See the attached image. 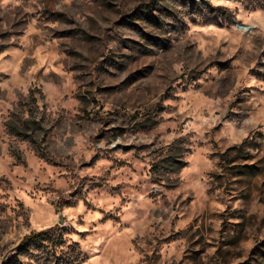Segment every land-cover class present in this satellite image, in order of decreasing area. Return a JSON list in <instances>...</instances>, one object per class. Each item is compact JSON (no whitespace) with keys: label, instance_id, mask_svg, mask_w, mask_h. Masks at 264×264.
Masks as SVG:
<instances>
[{"label":"rangeland","instance_id":"rangeland-1","mask_svg":"<svg viewBox=\"0 0 264 264\" xmlns=\"http://www.w3.org/2000/svg\"><path fill=\"white\" fill-rule=\"evenodd\" d=\"M259 250L264 0H0V264Z\"/></svg>","mask_w":264,"mask_h":264},{"label":"trees","instance_id":"trees-1","mask_svg":"<svg viewBox=\"0 0 264 264\" xmlns=\"http://www.w3.org/2000/svg\"><path fill=\"white\" fill-rule=\"evenodd\" d=\"M33 97V96H32ZM34 99V98H32ZM27 105V104H26ZM40 124L39 120L34 119L32 115L29 118H18L16 116H12V118L8 119L6 122V128L8 132L12 135H15L21 138L27 137L30 138L33 136V133L31 131H35V128ZM28 126H29V135L25 134L23 135L22 132L24 133L28 131ZM21 130H23L21 132ZM23 135V136H22ZM44 235H47L46 231H40V232H34L30 233L28 235H25L21 241H20V247L27 248L30 244L32 243H41L42 238ZM254 253V250L252 251ZM257 255V263H262L264 262V253L262 251H257L255 253ZM261 260V262H260Z\"/></svg>","mask_w":264,"mask_h":264},{"label":"water","instance_id":"water-1","mask_svg":"<svg viewBox=\"0 0 264 264\" xmlns=\"http://www.w3.org/2000/svg\"><path fill=\"white\" fill-rule=\"evenodd\" d=\"M238 25V27H240V28H244V26L243 25H239V24H237Z\"/></svg>","mask_w":264,"mask_h":264}]
</instances>
